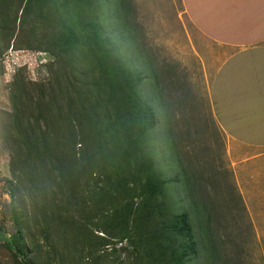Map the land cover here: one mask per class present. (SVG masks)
<instances>
[{
	"label": "rangeland",
	"instance_id": "obj_1",
	"mask_svg": "<svg viewBox=\"0 0 264 264\" xmlns=\"http://www.w3.org/2000/svg\"><path fill=\"white\" fill-rule=\"evenodd\" d=\"M124 1L120 28L116 0H0V264H23L5 245L18 228L32 264H162L167 240L150 237L146 219L162 200L191 215L199 254L186 264H264V184L237 166L247 152L229 145L210 99L233 50L203 37L180 0ZM91 22L103 27L100 41L123 33L126 66L145 78L138 89L156 105L159 125L139 142L166 182L163 198H148L132 165L129 132L119 126L121 82L109 44L88 37ZM67 28L79 37L69 47L59 43ZM17 81L27 88L23 107L12 97ZM177 98L190 110L164 113L161 105ZM15 107L37 141L5 131ZM187 177L205 212L190 204Z\"/></svg>",
	"mask_w": 264,
	"mask_h": 264
},
{
	"label": "crops",
	"instance_id": "obj_2",
	"mask_svg": "<svg viewBox=\"0 0 264 264\" xmlns=\"http://www.w3.org/2000/svg\"><path fill=\"white\" fill-rule=\"evenodd\" d=\"M180 2L203 37L233 50L211 82L210 99L229 145L238 153L247 152L237 166L260 186L264 184V0Z\"/></svg>",
	"mask_w": 264,
	"mask_h": 264
},
{
	"label": "trees",
	"instance_id": "obj_3",
	"mask_svg": "<svg viewBox=\"0 0 264 264\" xmlns=\"http://www.w3.org/2000/svg\"><path fill=\"white\" fill-rule=\"evenodd\" d=\"M116 2L117 15H114V17L116 18V24H118L120 28H123L125 16L128 11L127 6L124 0H116ZM91 24L90 30L87 31L89 34L88 37L99 42V47H102L103 42L106 45L109 44L110 54H112L115 62L113 76L114 78L119 77L121 82V85L119 84L118 86H120L119 90L122 93L123 112L119 117V126L120 129H123V131L129 132L128 140L130 141L131 148V154L129 157L134 159H132V165L135 169H138L140 173L144 174V191L148 195V198L155 200L159 197L163 198L166 182L159 180L157 175L153 172L156 160L152 156H147L150 154L144 153L143 150H141L139 142V138L142 139L144 135L157 128L159 125L156 105L151 99L143 98L138 89V87L145 82V78L142 75L141 70L133 72L126 66L127 62L121 52V46H123L122 40H124L123 33L121 32L118 34L114 30L109 31L106 38L103 41H100L98 40L99 37L103 34L105 35L103 27L96 25L94 22H91ZM115 32L117 33L116 36ZM78 40L79 37L75 31L72 28H67V33L62 36L59 43L60 45L69 47L72 44H77ZM173 75L174 73L170 74L171 77ZM154 80H156L155 77ZM176 84L178 83H170L173 88V94L174 92L175 94L180 92L179 88H175ZM13 86L12 97H15V99L17 98L21 107H23L21 100L23 96H27L26 84L24 82L17 81ZM184 94L188 98L186 93ZM185 99L186 98H177L172 104L165 105L164 107L161 105L162 111L165 113L174 109H181L182 111H186L188 109L190 110V104H188V101ZM20 115H22V111H20L18 107L14 108L12 114H8L9 118L7 125L5 126V131L7 133H11L12 129L15 127L16 132L24 137L22 142L28 141L26 144H30L33 141H37L38 136L35 135V128L30 126V124H28L29 131L26 129L23 130L22 116ZM169 132L173 136L171 140L172 142L169 140L170 145L173 143L175 149L180 150L175 141V133L171 132L170 126ZM10 137L12 138V135H10ZM36 152L39 154L37 150ZM176 152L178 160L182 163L181 152ZM136 153L138 154L136 155ZM173 182L176 183L178 180L174 179ZM185 182L189 188L187 190V195L190 196V204L198 206L197 211L203 212L206 210V206H204V204L199 203L195 198H193V192L196 189V182L192 181L189 177L185 179ZM147 212V233L150 237L161 238L162 240H167L168 243L165 248H160L158 251L160 257L162 258V260H160L162 264H186L190 258L196 257L199 254V240L195 234L194 225L189 212L183 211L180 213H172L169 211L163 200L159 203L152 204L147 209ZM15 223L17 225L20 224L18 219H15ZM5 245L9 251H13L15 257L20 256L23 258V264H32L25 260L26 252L24 235L22 234L20 228L17 229L16 234L9 242H6ZM148 264L152 263L149 262Z\"/></svg>",
	"mask_w": 264,
	"mask_h": 264
}]
</instances>
